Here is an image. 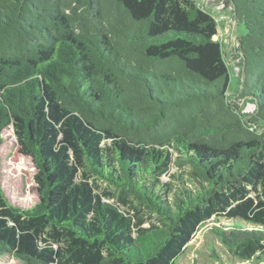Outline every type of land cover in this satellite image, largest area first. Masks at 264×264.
<instances>
[{"label": "trees", "instance_id": "trees-1", "mask_svg": "<svg viewBox=\"0 0 264 264\" xmlns=\"http://www.w3.org/2000/svg\"><path fill=\"white\" fill-rule=\"evenodd\" d=\"M225 1L254 114L229 102L194 0H0V145L12 126L37 195L18 206L0 184V255L174 264L216 216L246 224L211 226L229 256H264V0Z\"/></svg>", "mask_w": 264, "mask_h": 264}, {"label": "rangeland", "instance_id": "rangeland-1", "mask_svg": "<svg viewBox=\"0 0 264 264\" xmlns=\"http://www.w3.org/2000/svg\"><path fill=\"white\" fill-rule=\"evenodd\" d=\"M194 1L215 19L219 15L224 16L223 19L217 21V38L221 43L223 55L230 72L226 95L231 104L238 105L239 111L254 114V104L238 98L242 67L237 47L238 37L246 31L244 24L238 22L232 6L225 0ZM1 136L3 138V142L0 145L1 187L12 204L30 207L37 201V195L34 190V175L36 173L34 163L31 157L19 151L12 126L3 129ZM163 179L166 180L167 177L164 176ZM97 183L100 191L106 189L102 183ZM105 201L116 203L111 199H105ZM216 221L224 225L231 224L234 221L246 225L239 220H225L216 216L210 218L196 231L185 251L174 264H247L239 263L238 258L229 256L222 244L216 239L211 232V226ZM0 264H24V262L12 253H4L0 255ZM251 264H264V256L259 259L254 258Z\"/></svg>", "mask_w": 264, "mask_h": 264}, {"label": "crops", "instance_id": "crops-1", "mask_svg": "<svg viewBox=\"0 0 264 264\" xmlns=\"http://www.w3.org/2000/svg\"><path fill=\"white\" fill-rule=\"evenodd\" d=\"M254 258H256V257H251L250 259H247V260H239L238 262L239 263H247V264H251L252 262H253V260H254Z\"/></svg>", "mask_w": 264, "mask_h": 264}, {"label": "built area", "instance_id": "built-area-1", "mask_svg": "<svg viewBox=\"0 0 264 264\" xmlns=\"http://www.w3.org/2000/svg\"><path fill=\"white\" fill-rule=\"evenodd\" d=\"M223 18H224L223 15H219L216 19H215V18H214V19H215L216 22H217V21H220V20L223 19ZM217 23H218V22H217ZM217 25H218V24H217ZM217 36H218V33H217V34L215 35V37H214L216 40H218ZM218 41H219V40H218Z\"/></svg>", "mask_w": 264, "mask_h": 264}]
</instances>
